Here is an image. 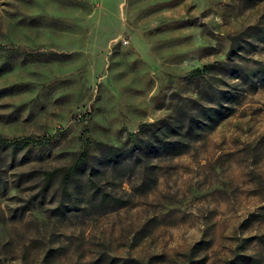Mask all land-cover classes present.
Here are the masks:
<instances>
[{
    "label": "clouds",
    "instance_id": "obj_1",
    "mask_svg": "<svg viewBox=\"0 0 264 264\" xmlns=\"http://www.w3.org/2000/svg\"><path fill=\"white\" fill-rule=\"evenodd\" d=\"M75 4L0 0V264H264V0Z\"/></svg>",
    "mask_w": 264,
    "mask_h": 264
},
{
    "label": "rangeland",
    "instance_id": "obj_2",
    "mask_svg": "<svg viewBox=\"0 0 264 264\" xmlns=\"http://www.w3.org/2000/svg\"><path fill=\"white\" fill-rule=\"evenodd\" d=\"M49 2L53 4V17L54 18H59L61 8H66L67 11L72 12V13L81 11V7L75 4V0H59V3H56L55 0H49ZM158 6L163 7L164 5L161 4ZM77 18L78 17L76 16L71 17V19H77ZM64 43H67V41L65 40ZM8 72H9V68L7 65L0 67V75H7ZM16 87H21V86L12 85L10 88L0 89V92L9 93L11 92L12 88H16Z\"/></svg>",
    "mask_w": 264,
    "mask_h": 264
}]
</instances>
